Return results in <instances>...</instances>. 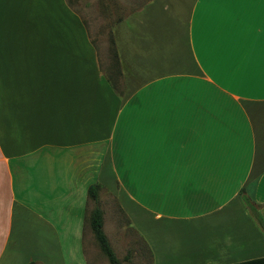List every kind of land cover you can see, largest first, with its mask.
Segmentation results:
<instances>
[{"label":"crops","instance_id":"obj_1","mask_svg":"<svg viewBox=\"0 0 264 264\" xmlns=\"http://www.w3.org/2000/svg\"><path fill=\"white\" fill-rule=\"evenodd\" d=\"M112 37L114 78L67 0H0V264H106L92 185L121 264L264 257V0H148Z\"/></svg>","mask_w":264,"mask_h":264},{"label":"rangeland","instance_id":"obj_2","mask_svg":"<svg viewBox=\"0 0 264 264\" xmlns=\"http://www.w3.org/2000/svg\"><path fill=\"white\" fill-rule=\"evenodd\" d=\"M148 0H67L70 7L80 15L86 25L88 31L89 41L98 50V61L102 74L106 77H117L120 74L119 63L114 53V43L112 37V29L115 24L122 18L130 14L144 4ZM96 204L90 202V211ZM97 206L105 209L104 202H97ZM117 228L122 233L120 235L126 236L131 239V232L123 225V221L118 217ZM105 233L109 240L112 242L109 235L107 226H105ZM110 242V243H111ZM115 248V247H114ZM117 248V247H116ZM118 250V248H117ZM116 250V256L119 258V250ZM129 257H137L139 251L137 248L130 244L125 250ZM123 255L124 250L121 252ZM103 259L108 264L105 256ZM132 262L131 264H133ZM142 264H150L149 259L145 261V256H142Z\"/></svg>","mask_w":264,"mask_h":264},{"label":"trees","instance_id":"obj_3","mask_svg":"<svg viewBox=\"0 0 264 264\" xmlns=\"http://www.w3.org/2000/svg\"><path fill=\"white\" fill-rule=\"evenodd\" d=\"M97 192H98V186L96 185L94 186L92 185L88 188V197L91 201H93L96 204L89 213L90 229L100 252L102 253V255L105 256L108 264H121L120 261L117 259L114 251L112 250L107 240V237L103 232L102 211L97 206ZM239 195H240V199L242 200L246 208L250 211L252 216L260 225L261 229L264 231V221L259 215L257 209L253 206L249 198L246 195H244L243 190H240ZM232 264H264V257L242 261L238 263H232Z\"/></svg>","mask_w":264,"mask_h":264}]
</instances>
